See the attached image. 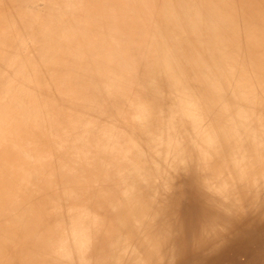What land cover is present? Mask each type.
Returning <instances> with one entry per match:
<instances>
[{
	"label": "bare ground",
	"instance_id": "bare-ground-1",
	"mask_svg": "<svg viewBox=\"0 0 264 264\" xmlns=\"http://www.w3.org/2000/svg\"><path fill=\"white\" fill-rule=\"evenodd\" d=\"M262 255L264 0H0V264Z\"/></svg>",
	"mask_w": 264,
	"mask_h": 264
},
{
	"label": "rangeland",
	"instance_id": "rangeland-1",
	"mask_svg": "<svg viewBox=\"0 0 264 264\" xmlns=\"http://www.w3.org/2000/svg\"><path fill=\"white\" fill-rule=\"evenodd\" d=\"M258 261V262H256V261ZM253 261V260H252ZM252 261H249V262H247L246 264H264V255H262L261 257H259V258H256V259H254V262H252Z\"/></svg>",
	"mask_w": 264,
	"mask_h": 264
}]
</instances>
